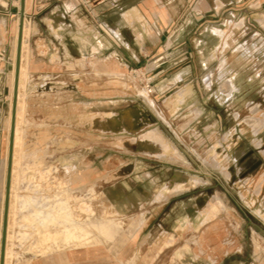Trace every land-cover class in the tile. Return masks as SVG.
Masks as SVG:
<instances>
[{"label": "rangeland", "instance_id": "1", "mask_svg": "<svg viewBox=\"0 0 264 264\" xmlns=\"http://www.w3.org/2000/svg\"><path fill=\"white\" fill-rule=\"evenodd\" d=\"M19 1L0 0V246ZM24 13L9 264L62 251H32L35 211L60 203L110 228L104 247L65 250L86 264H264V0H25Z\"/></svg>", "mask_w": 264, "mask_h": 264}, {"label": "bare ground", "instance_id": "2", "mask_svg": "<svg viewBox=\"0 0 264 264\" xmlns=\"http://www.w3.org/2000/svg\"><path fill=\"white\" fill-rule=\"evenodd\" d=\"M22 34H23V28H22ZM22 43H23V40H22ZM21 52H23L22 49H21ZM15 54H16V50H15ZM227 86H229V85H227ZM19 89H21L20 88V74H19V84H18V100L20 98V93H21V92L19 93ZM236 91H237V89H236ZM18 100H17V102H18ZM11 110H12V107H11ZM17 111H19L18 110V103H17V107H16V114H17ZM16 116H18V115H16ZM128 116H129V114H128ZM10 118H11V116H10ZM110 124L115 127V126L118 125V122L115 119H110ZM254 126H255V124H254ZM256 129H258V128H256ZM16 130L17 129L15 128L14 142H13V151L15 149V144H16ZM151 134L153 136V138H152L153 140L160 141L163 145H165V148L163 147V149H160V150L157 149L159 152H162L164 155L167 154L168 152H170L169 145L164 141V139L161 136H159L156 132H151ZM13 154H12V169H11V177H10V191L12 190V175L14 173V169H13V165H14V163H13L14 162ZM173 155H174V157L181 159L180 155L175 150H173ZM45 176H47V175H44V176L41 175L40 178L43 179V178H45ZM13 177H15V176L13 175ZM46 178H48V176ZM41 182L42 181H40L39 185L42 184ZM50 185H48V186L51 187ZM45 190H48V189H45ZM48 200H50V199H48ZM219 205H221V204L218 202L217 206L216 205H214V206H215V208H218ZM71 206H73V205H70V208H69L67 203H60V207L61 208L58 211H55L54 213L51 210L50 211H46L45 213H41V211H39V210L35 211V215L39 219L38 225L35 224V227L37 228L36 229V231H37V234H36L37 240L36 241H37L38 244L33 248V250L31 249L33 252L37 253L40 256H45V255L50 254L51 252H53L54 251L53 248H55L56 250H62V251L63 250L64 251L65 250L68 251V250H71L72 248H86V249L87 248H94V249H96L97 246L104 247L103 243L105 241H107L108 239H113L112 238V233H110V228L108 226H106V224L103 223L101 221V219H99V221H91V219L86 218L85 219L86 227H83L82 216H81V220L79 218H77V217H76L77 219H75L74 215L76 213L74 214L73 211H69L68 210V209L71 210ZM212 206L213 205H211L210 207H212ZM208 207H209V205H208ZM79 210H80V207H79ZM76 211H77V209H76ZM83 212H85V211H83ZM8 213H10L9 205H8ZM77 214L79 215V213H77ZM208 214H211V213H208ZM204 215H205V213L203 212L202 214H200L198 216V219L199 218H203ZM116 223H117V225L119 227H121V223L118 222V220L116 221ZM54 225L60 226L63 229H65L64 233H63L62 230H60L58 232L57 231L52 232L49 229V227L50 226H54ZM67 225L69 227H67ZM8 230H9V227L7 225L6 245H5V253H4V264H9L10 263V258L12 257L11 253L9 251V248H8V242L10 241V238H11L10 237V233H9ZM71 241H73V243H71Z\"/></svg>", "mask_w": 264, "mask_h": 264}, {"label": "water", "instance_id": "3", "mask_svg": "<svg viewBox=\"0 0 264 264\" xmlns=\"http://www.w3.org/2000/svg\"><path fill=\"white\" fill-rule=\"evenodd\" d=\"M20 10L19 18L20 22L18 24V35L16 41V54H15V65H14V84L12 93V110L10 118V134H9V147H8V158H7V170L5 179V198L2 216V233H1V246H0V264H4V253L6 245V230L8 225V205H9V195H10V177L12 169V154H13V142H14V132L16 124V107L18 100V84H19V74H20V64H21V49H22V28H23V18H24V4L25 0H20Z\"/></svg>", "mask_w": 264, "mask_h": 264}, {"label": "crops", "instance_id": "4", "mask_svg": "<svg viewBox=\"0 0 264 264\" xmlns=\"http://www.w3.org/2000/svg\"><path fill=\"white\" fill-rule=\"evenodd\" d=\"M17 31H18V25L14 29V32L10 31L9 35H8L9 39L12 37V35L15 37V44H16ZM8 47H9V45H8L7 40H5V38L0 39V56H1L0 61H2V62H4L2 60V58H4V55L7 53ZM14 53H15V48H14ZM37 58H38V56L33 57V59H37ZM83 58H84V56H83ZM130 62L132 63L131 60H130ZM128 64H130V63L128 62ZM12 70L14 72V64L12 66ZM184 72L185 73H181L178 75L176 83L183 82L184 83V88H183L184 90H180L179 93L188 94L189 92L191 93V87L189 85L190 84L189 80L191 78L190 77L191 75L187 71H184ZM2 73H3V71H2ZM86 261H89V260H86V255L76 256V257H68L65 251H60V252H58V253L50 256V257L41 258V259H28V260H25L24 262H22L21 264H86ZM96 261H100V260H96ZM90 262H92V261H90Z\"/></svg>", "mask_w": 264, "mask_h": 264}, {"label": "built area", "instance_id": "5", "mask_svg": "<svg viewBox=\"0 0 264 264\" xmlns=\"http://www.w3.org/2000/svg\"><path fill=\"white\" fill-rule=\"evenodd\" d=\"M152 82H153L152 80H147V82H146V87H145V89H147V91H148L149 93H151L150 85H151Z\"/></svg>", "mask_w": 264, "mask_h": 264}]
</instances>
